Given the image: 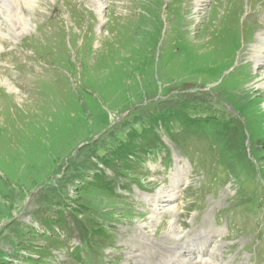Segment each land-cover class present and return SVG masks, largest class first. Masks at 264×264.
Wrapping results in <instances>:
<instances>
[{
	"label": "rangeland",
	"instance_id": "374dc122",
	"mask_svg": "<svg viewBox=\"0 0 264 264\" xmlns=\"http://www.w3.org/2000/svg\"><path fill=\"white\" fill-rule=\"evenodd\" d=\"M123 1L54 0L18 40L3 25L0 264H176L190 257L171 249L170 224L180 227L178 242L192 238L197 247L199 234L212 233L203 263L215 251L212 260L222 264H256L264 254V190L253 183L247 154L264 180V90L257 84L264 60L253 65L249 50L264 0ZM3 80L19 84L17 94ZM178 108L189 120L163 117ZM209 110L215 123H197L208 133L189 136L199 151L179 144ZM152 119L155 132L144 141L158 135L155 160L145 147L149 155L131 152L130 159L141 156L131 170L104 164L130 142L129 132L147 134ZM168 153L186 161L177 195L169 193L174 168H161ZM206 158L213 164L203 166ZM212 170L224 175L223 184L215 182L221 191L197 197Z\"/></svg>",
	"mask_w": 264,
	"mask_h": 264
},
{
	"label": "bare ground",
	"instance_id": "6f19581e",
	"mask_svg": "<svg viewBox=\"0 0 264 264\" xmlns=\"http://www.w3.org/2000/svg\"><path fill=\"white\" fill-rule=\"evenodd\" d=\"M84 1V0H83ZM125 1V0H124ZM123 1V2H124ZM127 1V0H126ZM206 1V0H205ZM240 1V0H239ZM263 1V0H262ZM54 0H0V13L2 9H4V13L0 15V41H4L5 39L2 37V35H4L5 31H4V27L3 25L8 24L9 30L14 33V37L17 39L18 37H24L27 36L31 33V31H33V21L32 18L33 16L41 13V11L44 10V7H46V4L48 3H53ZM197 3L201 2L200 0H196ZM254 2V1H253ZM256 2V1H255ZM254 2V3H255ZM252 3V2H251ZM254 3H252L254 5ZM260 3V2H259ZM58 4V3H57ZM201 4V3H200ZM59 5V4H58ZM112 5V4H111ZM115 5V4H114ZM262 5V4H261ZM60 6V5H59ZM56 7V6H54ZM58 9V8H57ZM63 9V8H62ZM98 9V10H97ZM96 9V15H98V20L99 21H103V13H102V5H99L98 8ZM87 10V9H86ZM49 11V10H48ZM54 11V10H53ZM52 11V12H53ZM260 11V10H259ZM93 12V11H92ZM54 13V12H53ZM251 14V11L249 12ZM65 14V13H64ZM40 15V14H39ZM53 15V14H52ZM51 15V16H52ZM62 15V14H61ZM95 15V17H96ZM41 16V15H40ZM58 16V15H57ZM253 16V15H252ZM61 17V16H60ZM92 17V16H91ZM39 18V16H38ZM86 18V17H85ZM97 18V17H96ZM107 18V17H106ZM91 19V18H90ZM93 20V19H92ZM95 20V19H94ZM58 21V20H57ZM85 21V20H84ZM97 21V20H96ZM109 21V20H108ZM250 21V20H249ZM39 22V21H37ZM47 22V21H46ZM89 22V21H88ZM73 23V22H72ZM249 23V22H248ZM253 23V22H252ZM258 23V22H257ZM51 24V23H50ZM55 24V23H53ZM80 24V23H78ZM250 24V23H249ZM248 24V25H249ZM93 25V24H92ZM254 25L257 24H253L252 27H254ZM6 26V25H5ZM48 26V25H47ZM51 26V25H50ZM83 26V25H82ZM110 26V24H109ZM261 26V25H259ZM43 27V26H42ZM250 27V25H249ZM44 28V27H43ZM43 28H40L41 30ZM49 28V27H48ZM85 28V27H84ZM251 28V27H250ZM35 29V28H34ZM47 29V28H44ZM256 29V28H255ZM28 30V31H27ZM38 30V29H37ZM48 30V29H47ZM252 30V29H251ZM26 31V32H25ZM90 31V30H89ZM93 31V30H92ZM91 31V33H92ZM253 31V30H252ZM251 31V32H252ZM254 32V31H253ZM260 32V30H259ZM24 33V34H23ZM88 33V31H87ZM23 34V35H21ZM20 35V36H19ZM35 36V35H34ZM37 36V35H36ZM28 37V36H27ZM93 37V36H92ZM10 38V37H9ZM254 38V37H253ZM18 40V39H17ZM30 40V39H29ZM25 42V40L23 41ZM27 45V44H26ZM29 45V44H28ZM27 45V46H28ZM252 45V50L250 51V60L251 63H253V65H256V62H260L262 63L264 60V20L262 22V29L260 32L259 37H255L254 42L251 44ZM23 47V46H21ZM25 47V46H24ZM1 48V47H0ZM28 51V50H27ZM23 55V54H22ZM29 59V58H28ZM36 59V58H35ZM32 60V59H31ZM34 60V59H33ZM35 61V60H34ZM81 61V60H80ZM33 64V63H32ZM37 65V64H36ZM37 67V66H36ZM34 68V67H33ZM28 71V70H27ZM26 80V79H25ZM7 81V80H5ZM4 82V85L6 87V90L8 92V94H17V92L19 90H17L19 88V84H17V86L14 85H7V83ZM13 84V83H12ZM257 84L259 85V87H261V89L264 90V73H262L259 77H258V81ZM8 87V88H7ZM16 87V88H15ZM20 93V92H19ZM7 94V95H8ZM7 97V96H6ZM8 98V97H7ZM11 104V103H10ZM17 123V122H16ZM183 170V166L180 165V163H176L175 164V171L173 173V178L172 179V187L169 190V193H171L172 195L175 194L177 195L178 192L176 189H178V186H176V183H174L175 181L178 182L181 178V172ZM174 183V184H173ZM170 188V187H169ZM165 190V189H164ZM166 191V190H165ZM163 192H159L158 196H160ZM162 197V196H161ZM158 200V199H157ZM155 202V201H154ZM156 203V202H155ZM154 211V210H153ZM155 212V211H154ZM171 213H176V209L173 208ZM148 224V223H147ZM150 225V224H149ZM217 234V232L215 233ZM155 235H157L155 233ZM166 236H172V245H171V249L174 251H179V252H187V254H189V259L183 258L182 260L179 258L176 259V262H178L179 264H222L223 262H219L217 259H213L214 257H217L214 252H209L208 256L210 257V259H208L207 261H205L204 263L202 262L201 258L199 257L200 253L206 252L207 250V243L211 240L210 236L212 235L211 232L209 233H202L199 234L198 236H200L201 238L197 241H200L199 243V247H197V243L194 242L195 239L190 238V242H188V244H185L184 242H178L179 240L176 238H179L181 234L180 231V227L177 224H170V227L168 229V232L165 234ZM184 236V235H183ZM213 236V235H212ZM190 237V236H189ZM189 237H185V238H189ZM169 238V237H168ZM155 240H159L162 245L164 244V242H168L167 240L164 239H159V237H155ZM161 246V245H160ZM163 248V246H161ZM189 247V248H188ZM165 249V248H164ZM187 250V251H186ZM193 250H198L195 251L197 252L196 254L193 253ZM223 253H224V248L222 249ZM173 253V252H172ZM229 253V252H228ZM227 253V254H228ZM155 256H151V258H154ZM176 257V256H175ZM171 260L175 261V258H171ZM180 261V262H179ZM237 263V262H236Z\"/></svg>",
	"mask_w": 264,
	"mask_h": 264
},
{
	"label": "trees",
	"instance_id": "16d2710c",
	"mask_svg": "<svg viewBox=\"0 0 264 264\" xmlns=\"http://www.w3.org/2000/svg\"><path fill=\"white\" fill-rule=\"evenodd\" d=\"M184 103L188 105L189 101H185ZM190 107L193 108V104H191ZM199 108L200 107H198V109ZM163 117L164 118H171L174 121L177 120L178 118H182L183 121L189 120V119L186 118V114L182 111V109H179V108H178V110H175V112H173L171 115L166 116L164 114ZM151 122H152V124H151V127L149 128V132H147V134L145 133L143 136H139L137 139L134 136L138 135V133H136L134 131L129 132L127 137L131 138L130 142L127 141L126 143H121L115 150L109 152L106 156H104L103 157L104 164L109 166V167H114L118 171H120L119 169L131 170V166H134V165H132L133 164L132 161L134 160V158H137L138 160H140V157L144 153H146L145 147H147V148H149V147L154 148L155 147V142L158 139V135L157 134H156V137L154 135V138L152 140L144 141L148 134H152V133L155 132L153 125L157 124L158 121L152 119ZM171 129H172V127L171 128H168V127L166 128V130H169V131ZM139 142H142V143H139ZM135 148L140 150L141 156L138 157L140 155L139 154L138 156L133 157L132 159H130L131 152H133L135 150ZM134 155H136V154L134 153ZM98 182L101 183V181H98ZM52 224L53 223L47 224V226L49 227ZM47 226H46V228H48ZM48 229L51 230V228H48ZM56 244H61V243L56 241ZM45 253L48 254V251L43 250V251L39 252V255L42 256ZM40 256L38 257L39 259L41 258ZM26 259L30 260V261H34L32 259H28V257H26Z\"/></svg>",
	"mask_w": 264,
	"mask_h": 264
}]
</instances>
